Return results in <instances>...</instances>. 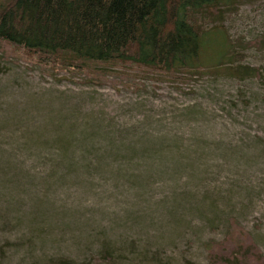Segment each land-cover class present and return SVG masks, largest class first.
I'll list each match as a JSON object with an SVG mask.
<instances>
[{
	"label": "rangeland",
	"instance_id": "374dc122",
	"mask_svg": "<svg viewBox=\"0 0 264 264\" xmlns=\"http://www.w3.org/2000/svg\"><path fill=\"white\" fill-rule=\"evenodd\" d=\"M195 20L213 27L207 16ZM217 26L234 44L263 35L264 0H241ZM205 39L202 57L210 51L212 60L214 36ZM235 49L236 63L264 74V48ZM4 68L3 264L56 256L91 264H209L204 244L224 237L229 216L264 257L259 80L204 72L188 79L108 76L96 85L81 76L52 77L23 61Z\"/></svg>",
	"mask_w": 264,
	"mask_h": 264
},
{
	"label": "trees",
	"instance_id": "16d2710c",
	"mask_svg": "<svg viewBox=\"0 0 264 264\" xmlns=\"http://www.w3.org/2000/svg\"><path fill=\"white\" fill-rule=\"evenodd\" d=\"M240 1L0 0V73L5 63L23 61L52 77L60 73L81 76L96 85L108 76L188 79L224 72L237 80L254 77L264 87V74L258 68L231 58L238 53L235 46L264 48V32L252 41L237 39L234 44L217 26ZM198 15L207 16L213 27L205 30L195 20ZM208 35L214 36L217 53L212 60L210 51L207 59L202 57ZM67 157L62 150L60 159ZM204 247L209 264H240L243 260L264 264L259 247L233 216L226 219L224 237L208 240ZM103 252L107 259L111 257L108 248ZM183 262L197 264L187 258ZM42 264L91 262L56 256Z\"/></svg>",
	"mask_w": 264,
	"mask_h": 264
}]
</instances>
